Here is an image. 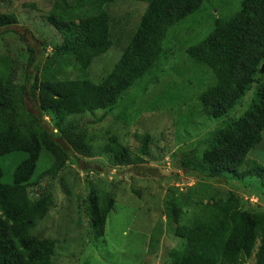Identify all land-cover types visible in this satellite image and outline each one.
<instances>
[{
	"label": "trees",
	"instance_id": "1",
	"mask_svg": "<svg viewBox=\"0 0 264 264\" xmlns=\"http://www.w3.org/2000/svg\"><path fill=\"white\" fill-rule=\"evenodd\" d=\"M17 1L0 0V8ZM123 1L143 6L139 18L131 22L128 14L111 11ZM206 1L52 0L42 28L35 33L49 28L57 40L52 41L53 36L50 45L34 33L31 36L40 43L43 55L51 46L41 71H21L15 59L0 55V264H56L59 240L31 233L48 217L53 198L48 191L35 199L30 195L41 182L52 187L69 162L103 157L117 170L144 164L150 156L148 134L137 137L139 147L132 151L111 130L95 134L83 118H96L98 111L101 119L112 114L143 78H147L145 86L158 84L164 74L161 66L179 52L185 63L209 70L213 80L196 96L195 112L180 120L188 126L199 124L201 118L217 122L172 156L173 167L198 184L186 193L168 190L165 221L153 228L148 249H159L166 228L178 245L167 252V264H264V210L241 195L256 196L264 203V165L249 159L264 144V0H237L236 7L216 18L201 40L178 52L165 48L171 28L210 12ZM17 24L15 14L0 13V37ZM28 49L29 68L35 52ZM113 50L118 59L104 77L93 81L91 65ZM69 67L79 78L65 76ZM248 97L246 109L234 118ZM117 119L124 122L125 114ZM17 153L26 158L15 167L11 181L3 183L8 161L3 158ZM15 164L12 158L5 170ZM179 178L173 174L163 181ZM247 179H253L260 190H248L243 184ZM216 182L230 188L212 194L208 189ZM117 204L109 191L89 195L92 240H105V226Z\"/></svg>",
	"mask_w": 264,
	"mask_h": 264
},
{
	"label": "rangeland",
	"instance_id": "2",
	"mask_svg": "<svg viewBox=\"0 0 264 264\" xmlns=\"http://www.w3.org/2000/svg\"><path fill=\"white\" fill-rule=\"evenodd\" d=\"M236 1L207 0L205 6L211 13L197 14L189 18L184 26L171 28L164 47L174 48L178 52L187 44L201 40L211 31L216 18L236 7ZM51 3L52 0H18L11 6L0 8V13H13L18 20L16 26L8 28L6 34L0 37V55H9L15 59L21 71L22 68L31 74L36 69L41 71L46 57L52 52L50 45L52 41L57 40L56 32L46 28L44 31L38 30V34L35 33L36 29L42 28V19L46 17ZM142 9L143 6L138 7L123 1L121 4H115L111 11L118 15L128 14L132 22L139 18ZM32 34L40 42H50H47L50 45L46 55H43L40 43L32 38ZM27 45L35 52L31 59L32 66L29 68ZM118 57L119 53L113 50L96 59L89 69L90 78L96 81L104 77ZM176 58L167 60V63L161 66L164 74L160 75L158 84L145 86L143 82L147 78H143L140 84L131 89L127 97L113 108L112 114L101 119L103 114L98 111L96 118H83V123L91 127L95 134L111 130L132 151L139 147L137 137L148 134L151 138L150 156L143 165L134 170H117L103 157L90 160L79 158L81 161L76 164L69 162L52 187L41 182L37 188L31 190L30 196L33 199L44 191H48L53 198L48 217L39 222L31 233L36 235L38 231L42 238L50 236L59 240L60 245L55 252L56 264H167V252L178 246L172 233L166 232L164 228L159 249L155 252L148 249L153 228L160 220L165 221L168 190L176 188L186 193L195 189V183L198 184L197 181L185 179L173 167L172 156L176 155L179 148L190 147L213 128L214 122L217 121L201 118L198 119L199 124L192 123L188 126L180 120L184 119L183 115L195 112L196 96L213 80L209 70L185 63L183 53H177ZM65 73L68 79L79 78V73L70 67ZM248 103L249 97L235 110L234 118L246 109ZM121 113L125 114L124 122L117 119ZM12 158L16 164L11 170H5L9 168ZM25 158L24 153L3 158L8 159L5 168L3 167V183L11 181L15 167ZM249 159L264 165V144L254 151ZM173 174H178L180 178L173 183L163 181ZM252 180L247 179L243 184L247 183L248 190H260L257 185L252 184ZM210 188L208 190L212 194H218L226 192L230 186L227 188L223 183L216 182L211 184ZM108 191L115 195L118 207L107 220L105 240H92L94 238L88 232L89 195ZM204 192H200V198ZM241 195L248 199L251 206L260 205V209L264 210V203H259L256 196L244 193ZM103 240L107 245H104L106 243Z\"/></svg>",
	"mask_w": 264,
	"mask_h": 264
},
{
	"label": "water",
	"instance_id": "3",
	"mask_svg": "<svg viewBox=\"0 0 264 264\" xmlns=\"http://www.w3.org/2000/svg\"><path fill=\"white\" fill-rule=\"evenodd\" d=\"M263 71H264V64L261 67V72H263Z\"/></svg>",
	"mask_w": 264,
	"mask_h": 264
}]
</instances>
